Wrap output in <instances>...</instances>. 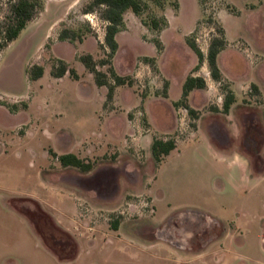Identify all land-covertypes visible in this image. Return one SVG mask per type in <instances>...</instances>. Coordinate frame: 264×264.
Returning a JSON list of instances; mask_svg holds the SVG:
<instances>
[{"label":"rangeland","instance_id":"obj_1","mask_svg":"<svg viewBox=\"0 0 264 264\" xmlns=\"http://www.w3.org/2000/svg\"><path fill=\"white\" fill-rule=\"evenodd\" d=\"M41 1L35 22L0 52V264H264V0H163L164 8L147 0L143 18L170 23L162 66L139 55L148 52L140 39L162 31L144 28L129 10L112 62L133 83L114 104L79 59L107 58L106 22L83 13L91 0ZM64 27L83 40H59ZM221 29L231 40L221 59L228 76L196 93L192 116L163 96V72L173 76L174 94L183 77L209 78L206 57ZM187 39L204 55L198 69ZM59 59L80 80L53 77ZM33 64L45 69L36 80L28 76ZM98 68L109 72L108 64ZM229 90L236 101L227 119ZM152 135L174 138L178 151L160 170L148 164L138 173ZM53 153H75L94 167H64ZM101 169L109 172L89 183L109 184L110 195L98 197L80 181Z\"/></svg>","mask_w":264,"mask_h":264},{"label":"trees","instance_id":"obj_2","mask_svg":"<svg viewBox=\"0 0 264 264\" xmlns=\"http://www.w3.org/2000/svg\"><path fill=\"white\" fill-rule=\"evenodd\" d=\"M157 3L162 4L163 0H155ZM8 15L5 20V24L0 27V52L8 46L13 40H15L21 31L27 26V24L34 19L40 10L43 8L41 0H7ZM163 8L165 4L161 5ZM149 7L147 0H91L83 9L84 14L98 13L100 17L106 22L105 37L102 46L107 51V58L97 61L91 53H83L79 55V59L83 62L85 67L94 75L96 84L98 86H106L108 92L106 95L107 103L112 102L114 99L115 89L118 86L125 84H132L130 76H124L117 72L113 65V57L119 49V42L117 40V34L122 31L126 26V13L131 10L135 15L141 17V20L145 26L149 29L158 32V34L169 26V21L165 15H162L160 20L157 17H153L151 21L143 18L145 10ZM163 21V23H161ZM223 34L221 37H215L212 39L207 54V61L212 78L218 83L222 84L225 80L224 75L218 65L219 53L227 47V39L224 37V30H220ZM59 40H69L74 42L76 40L82 41L83 34L78 29L64 27L58 34ZM158 51L163 49L162 41L158 36L153 39ZM189 46L197 54L199 58V64L196 69L199 68L200 63L204 61V55L195 43L191 39H187ZM148 60H155L154 58L147 57ZM109 65V72L102 71L98 68L99 65ZM44 67L39 64H33L29 68V78L36 80L44 75ZM69 73L73 78L79 79V74L75 68H70L68 63L62 59H59L57 63L53 64L51 74L55 78H61L65 74ZM207 86L205 77L200 75L190 74L184 84L182 97L178 101H175L176 107L183 106L188 110L190 115H196V110L188 103V97L192 90L203 89ZM223 89V88H222ZM236 97L232 90L225 93L222 112L228 113L231 106L235 103ZM14 108L12 111H16ZM197 118V117H196ZM193 127L196 124L193 123ZM177 147L176 140L174 138H168L163 136H154L152 143V154L157 163H160L165 156H167L172 150ZM64 167H76L82 171H90L93 169L94 164L79 157L75 153L57 154L53 153Z\"/></svg>","mask_w":264,"mask_h":264},{"label":"crops","instance_id":"obj_3","mask_svg":"<svg viewBox=\"0 0 264 264\" xmlns=\"http://www.w3.org/2000/svg\"><path fill=\"white\" fill-rule=\"evenodd\" d=\"M128 12H127V14H126V16H128ZM166 14H167V16H168V10L166 11ZM38 18L39 17H37V20H38ZM33 22H35L34 20L33 21H31L30 23H33ZM169 25H170V23H169ZM128 24H127V29H128ZM143 27L144 28H147L145 25H143ZM169 29H170V26H168L166 29H164V30H162V32L160 33V35H159V37H160V39H161V41H162V44H163V46H164V48L163 49H165V51L164 52H159L158 51V49H157V47L155 46V44L153 43V41L151 40V39H149V38H143V39H140V41L146 46L145 48H147L148 49V52H141L139 55H142V56H146V57H149V58H156V60H157V64H159V66H162L161 65V63H162V61H163V59H164V57H165V55H166V53H167V50H168V46H169V42L166 40V38H165V36H166V34H167V32H169ZM192 29V28H191ZM144 30H147V29H144ZM191 31V30H190ZM123 33V30L122 31H120L118 34H117V40H118V42H119V45H120V48L119 49H121V34ZM226 36H227V33H226ZM227 39V42H228V44L231 42V40H229L228 38H226ZM228 44H227V47L224 49V50H222L220 53H219V55H218V65H219V67H220V69H221V71H222V73H223V75L224 76H228L227 75V73H226V71H225V69H224V67L222 66V63H221V59H222V56L224 55V53H227L228 51H230V46H228ZM191 48V47H190ZM192 49V48H191ZM189 50V49H188ZM193 50V49H192ZM204 63V62H203ZM202 65V64H201ZM162 68V67H161ZM164 71H165V69H164ZM168 71V74L166 73V72H163V75H164V78H165V80H166V83H165V85L167 84V90H165L164 92V94H163V96L165 97V98H167V99H169V100H171V101H178L179 99H181V97H182V92H183V84H184V82H185V80H186V78L185 77H183L182 79H180L179 81H178V86H179V88H177V91H175V93L176 94H174L173 92H174V79H173V76L169 73V70H167ZM118 72V71H117ZM119 73V72H118ZM119 74H121V75H124V76H131V74L130 73H119ZM210 75V74H209ZM209 77V76H208ZM210 78H212L211 77V75H210V77L209 78H207V77H205V79H206V81H207V87L209 86V80H210ZM80 80V79H79ZM182 84V88L180 89V85ZM216 84H219L217 81H216ZM98 86V85H97ZM100 87V89H103L104 90V93L107 95V92H108V88L106 87V86H99ZM125 87H128L129 88V84H125V85H121V86H118V87H116V89H115V94H114V99H113V104H114V101H115V103L117 102V100H118V95H119V93H120V91L122 90V88H125ZM207 90H206V88H203V89H194V90H192L191 92H190V94H189V97H188V103L189 104H191L190 106L192 107V105H193V103H192V99H193V97L196 95V93H198V92H206ZM236 97V96H235ZM207 99H208V97H207ZM233 106V105H232ZM231 106V108H230V110H229V112L228 113H221V112H218V113H221L223 116H226V118L227 119H229L232 115H233V107ZM180 107V106H179ZM113 108L114 107H112V110H113ZM129 108V107H128ZM194 108V107H193ZM221 111V110H220ZM213 114H215V113H212V114H210V115H213ZM220 114V115H221ZM204 115V114H203ZM202 115V116H203ZM219 116V115H218ZM129 122V121H128ZM199 123V122H198ZM129 125L131 126V127H133L132 125H131V123L129 122ZM130 131H132V129L130 130ZM214 131H215V133L216 132H218L219 131V127H215L214 128ZM145 132H146V134H144L143 136L145 137L146 135H148L149 133V131L148 130H145ZM166 137V136H165ZM153 139H154V135H152V140H151V155H145L146 156V161H145V163H143V164H141V165H139V168H138V173H143L144 172V169H146V167L148 166V164H151V166L153 167V168H156V171L157 170H160L162 167H164L166 164H167V162H168V160H169V158L171 157V155L173 154V153H175L176 151H178V142H177V147L174 149V150H172L167 156H165L164 157V159L160 162V163H157L156 162V160H155V158L153 157V154H152V143H153ZM212 139V141H215L213 138H211ZM140 141H142V139L141 140H139L138 139V142H140ZM121 171L122 172H124V173H126V174H129V172L130 171H128L127 169H121ZM109 171L107 170V169H101L100 171H99V173H98V175H95V176H93V177H91V179H89L88 180V182L85 184L84 182H82V181H80V183L82 184V185H80V187H82V188H86V192L88 193H90V194H92V195H95V196H98V197H101V196H103L105 193H107L106 195H110L109 193H110V188H109V184L104 188V189H102V188H100L99 187V185H96L95 183H93V184H91V183H89L90 182V180H95L96 181V179H98V178H100V177H105L106 175H107V173H108ZM156 174H157V172H155V176H156ZM105 186V185H104ZM102 189V190H101ZM154 201V200H153ZM165 221V220H164Z\"/></svg>","mask_w":264,"mask_h":264}]
</instances>
